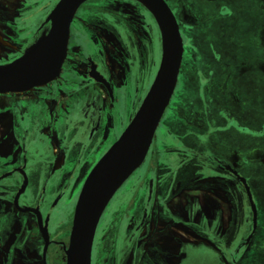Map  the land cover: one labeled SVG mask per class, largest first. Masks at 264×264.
Instances as JSON below:
<instances>
[{
  "label": "flooded vegetation",
  "instance_id": "af4514ba",
  "mask_svg": "<svg viewBox=\"0 0 264 264\" xmlns=\"http://www.w3.org/2000/svg\"><path fill=\"white\" fill-rule=\"evenodd\" d=\"M164 1L182 38L177 82L144 161L98 219L91 264H264V0ZM58 2L0 0L13 46L0 67L48 34ZM162 54L142 2L85 0L59 74L0 92V264L68 263L83 185Z\"/></svg>",
  "mask_w": 264,
  "mask_h": 264
},
{
  "label": "water",
  "instance_id": "95a60500",
  "mask_svg": "<svg viewBox=\"0 0 264 264\" xmlns=\"http://www.w3.org/2000/svg\"><path fill=\"white\" fill-rule=\"evenodd\" d=\"M84 1L59 0L48 16L52 20L48 34L20 58L0 67V92L24 91L59 74L66 56L70 22ZM147 1L162 33L160 67L138 111L95 164L83 185L66 251L67 264H91L92 240L98 219L116 190L144 161L177 82L183 52L178 24L164 0Z\"/></svg>",
  "mask_w": 264,
  "mask_h": 264
},
{
  "label": "rangeland",
  "instance_id": "374dc122",
  "mask_svg": "<svg viewBox=\"0 0 264 264\" xmlns=\"http://www.w3.org/2000/svg\"><path fill=\"white\" fill-rule=\"evenodd\" d=\"M11 5H12V8L16 5L17 3V0H9ZM246 85H249V84H246ZM252 93L254 94H257V93H260L257 91V89H254L252 90ZM160 126V125H159ZM144 166V165H143ZM142 166V167H143ZM63 201L61 200V202L59 203V205L57 206V208L55 209V212H57V214H63V210L65 208V206L63 207ZM263 209H264V201L261 200V202H259V206H258V216H259V220L262 221V213H263ZM262 229V227H259ZM259 232V231H258Z\"/></svg>",
  "mask_w": 264,
  "mask_h": 264
},
{
  "label": "bare ground",
  "instance_id": "6f19581e",
  "mask_svg": "<svg viewBox=\"0 0 264 264\" xmlns=\"http://www.w3.org/2000/svg\"><path fill=\"white\" fill-rule=\"evenodd\" d=\"M140 2H142V4L147 7L149 10H152V6L150 5V3L147 0H139ZM1 46H5V47H13L12 44L10 42H8L0 33V47ZM35 47H33L31 50L35 49ZM61 163V159L59 158L56 167H58Z\"/></svg>",
  "mask_w": 264,
  "mask_h": 264
}]
</instances>
